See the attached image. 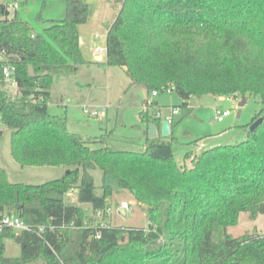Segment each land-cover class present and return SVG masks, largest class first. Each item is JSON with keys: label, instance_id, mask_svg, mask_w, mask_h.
Segmentation results:
<instances>
[{"label": "trees", "instance_id": "trees-1", "mask_svg": "<svg viewBox=\"0 0 264 264\" xmlns=\"http://www.w3.org/2000/svg\"><path fill=\"white\" fill-rule=\"evenodd\" d=\"M116 1L120 10L108 27L106 63L125 68L132 84L149 93L173 87L183 107L206 94L254 95L264 104V0ZM89 16L86 1L67 0V16L35 34L28 21L10 17L0 5V70L15 64L20 88L15 99L0 92V119L11 130L13 156L22 166L69 170L31 184L11 181L0 167V220L13 212L29 226L0 229V264H264V228L214 238L215 226H236L242 213L252 220L264 215V117L245 140L188 150L179 164L174 137L147 138L144 151L115 150L106 145L112 133L84 137L68 129L65 116L49 111L51 71L93 63L84 56L79 31ZM142 114L146 124L154 121ZM98 168L102 195L95 192ZM108 176L147 206L149 228L110 223ZM74 189L92 214L65 202ZM98 213L103 221L96 222ZM9 237L20 244V255H5Z\"/></svg>", "mask_w": 264, "mask_h": 264}, {"label": "rangeland", "instance_id": "rangeland-1", "mask_svg": "<svg viewBox=\"0 0 264 264\" xmlns=\"http://www.w3.org/2000/svg\"><path fill=\"white\" fill-rule=\"evenodd\" d=\"M17 4V8L14 5ZM0 5L8 8L9 16L16 15L19 19L29 22L35 34H44L50 24L49 19H63L67 16V0H0ZM107 9V8H106ZM110 6L109 11L115 12ZM104 6L92 4L89 20L80 30L85 40L82 44L84 54L92 59L98 47H106V23L102 14ZM4 55L0 53V59ZM53 84L49 111L67 118L68 129L84 137H94L112 133L106 145L117 150L144 151L146 146L147 124L142 113L153 114L157 109L164 117L171 114L173 108L180 110L174 116V132L171 137L175 159L184 163V154L188 150L202 152L218 145L236 144L247 138L253 119L261 114L264 117V104L259 96H250L243 106H239L241 97L214 96L206 94L193 96L189 105L181 106L183 99L171 89L163 92H148L143 84H132L130 75L118 65L105 63H89L73 67H62L51 71ZM148 111L143 109L147 102H152ZM154 102H158L155 105ZM230 109L231 115L219 122L215 120L214 108ZM239 109L241 115L238 117ZM160 110V111H159ZM177 120H180L178 123ZM165 139L167 137L162 136ZM170 138V136H169ZM197 140L196 142H193ZM11 130L0 119V167L7 172L13 182L40 184L60 176L67 171L65 166H22L13 156L11 147ZM103 145L95 143L92 146ZM190 164V162H187ZM61 174V175H62ZM97 195L103 194L104 174L101 169L93 170ZM106 182L112 187L110 207V223L115 226L149 228L150 220L147 206L137 201L128 191L121 188L119 181L108 176ZM66 195L65 202L70 205L82 206L85 212L92 214L89 203H80L78 190ZM69 194V193H68ZM130 203V210L121 211L122 202ZM103 215H96V222L103 221ZM264 215L252 220L248 214L242 213L238 225L223 230L215 226L214 238L225 239L227 234L241 236L244 234L262 233ZM5 255L18 256L21 246L14 238L5 240Z\"/></svg>", "mask_w": 264, "mask_h": 264}, {"label": "built area", "instance_id": "built-area-1", "mask_svg": "<svg viewBox=\"0 0 264 264\" xmlns=\"http://www.w3.org/2000/svg\"><path fill=\"white\" fill-rule=\"evenodd\" d=\"M14 7L17 8V4H15ZM96 52L99 54H103L106 52V47H98L96 48ZM0 53H2L5 57V52L0 51ZM16 73H17L16 65L10 62L5 63L2 69L0 70V92L5 90L12 99H15L20 93V88L16 80ZM169 89L173 90V87ZM157 92H158L157 90L153 91V95H157ZM152 103L153 102L145 103L143 109L148 111ZM214 110H215V120L219 122L224 121L225 117L231 115L232 113L230 109L222 110L216 107L214 108ZM179 113L180 110L178 108H173L171 114L165 116L164 119L168 120L169 123L172 125L174 123V116L178 115ZM156 115H159L160 118H162L160 112H157ZM130 207L131 205L129 202L127 201L122 202V208L124 209V211L130 210ZM7 226L13 227L17 230L29 229L28 224H26L21 217H19L17 214L13 212L4 214L0 220V229ZM98 237H100V235H98Z\"/></svg>", "mask_w": 264, "mask_h": 264}, {"label": "crops", "instance_id": "crops-1", "mask_svg": "<svg viewBox=\"0 0 264 264\" xmlns=\"http://www.w3.org/2000/svg\"><path fill=\"white\" fill-rule=\"evenodd\" d=\"M84 1H86L88 4H89V6H90V9H91V5L92 4H99L100 6H104V12H103V14H102V18L104 19V21H103V23H106V35H107V31H108V27H109V25L115 20V18H116V16H117V14L119 13V10H120V4L116 1V0H84ZM114 6L115 7V12H110L109 11V8H110V6ZM107 8V9H106ZM49 20H61V19H49ZM83 25H80V27H79V31H80V42H81V47H82V44H85V40H84V37H83V35H82V30H80L81 29V27H82ZM82 50H83V47H82ZM83 53H84V51H83ZM84 56H85V58L87 59V60H90V61H92L93 63H105L106 62V52L105 53H103V54H100V55H96L95 57H93L92 59H90V57H87L85 54H84ZM89 64V63H88ZM125 71H126V69L125 68H123ZM77 70V69H76ZM132 80V79H131ZM153 102V101H152ZM155 103V105H157L158 104V102H154ZM160 111V110H159ZM157 112H158V110L157 109H154V112H153V114H150V115H152L153 117L157 114ZM162 115V114H161ZM164 116L162 115V118H161V120L157 123V132H158V137H162L163 135H162V120H164ZM148 127H149V124H147V128H146V138H150L149 137V130H148ZM173 132H174V127H173V125H171V131H170V137H171V135L173 134ZM164 137H168V136H164ZM66 173V170L64 171V173L63 174H65ZM62 173L60 172V176L59 177H61L62 175H61ZM70 194H72L71 192L69 193V194H67V195H70ZM121 211L124 213V211H123V208H122V206H121Z\"/></svg>", "mask_w": 264, "mask_h": 264}, {"label": "water", "instance_id": "water-1", "mask_svg": "<svg viewBox=\"0 0 264 264\" xmlns=\"http://www.w3.org/2000/svg\"><path fill=\"white\" fill-rule=\"evenodd\" d=\"M247 102V99L244 98L240 101L239 103V106H243L245 103ZM241 115V109H239V112H238V117H240ZM160 118L159 115H155L153 117L154 121H152L150 124H149V127H148V130H149V137L150 138H157L158 137V132H157V123H156V120H158ZM263 122V118L262 117H259L257 120H255L251 126H250V130L251 131H254L258 125L260 123ZM170 131H171V124L169 123L168 120L164 119L162 120V135L163 136H169L170 135ZM69 171V170H67ZM124 211V209H123ZM125 212V211H124Z\"/></svg>", "mask_w": 264, "mask_h": 264}]
</instances>
